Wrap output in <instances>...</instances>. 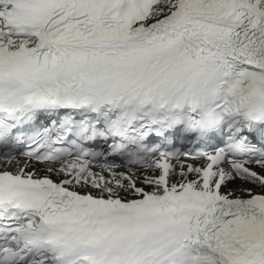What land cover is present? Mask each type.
Wrapping results in <instances>:
<instances>
[{
    "label": "snow or ice",
    "instance_id": "obj_1",
    "mask_svg": "<svg viewBox=\"0 0 264 264\" xmlns=\"http://www.w3.org/2000/svg\"><path fill=\"white\" fill-rule=\"evenodd\" d=\"M0 160V264H264V0H0Z\"/></svg>",
    "mask_w": 264,
    "mask_h": 264
},
{
    "label": "bare ground",
    "instance_id": "obj_2",
    "mask_svg": "<svg viewBox=\"0 0 264 264\" xmlns=\"http://www.w3.org/2000/svg\"><path fill=\"white\" fill-rule=\"evenodd\" d=\"M17 159L20 160L21 162H23L24 160V158H19V157H17ZM4 166H5V162L3 160H0V168H3ZM14 168H15V164L12 165V169ZM233 187L239 189L240 187H252V185H241L239 182H237L235 185H233ZM257 191H259V189H257Z\"/></svg>",
    "mask_w": 264,
    "mask_h": 264
}]
</instances>
